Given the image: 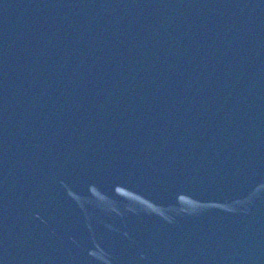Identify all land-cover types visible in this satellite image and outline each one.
Instances as JSON below:
<instances>
[{
  "label": "water",
  "instance_id": "obj_1",
  "mask_svg": "<svg viewBox=\"0 0 264 264\" xmlns=\"http://www.w3.org/2000/svg\"><path fill=\"white\" fill-rule=\"evenodd\" d=\"M0 264H264V0H0Z\"/></svg>",
  "mask_w": 264,
  "mask_h": 264
}]
</instances>
